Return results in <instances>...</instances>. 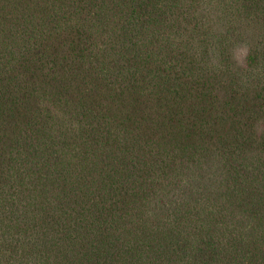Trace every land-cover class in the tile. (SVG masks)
<instances>
[{
    "label": "trees",
    "instance_id": "1",
    "mask_svg": "<svg viewBox=\"0 0 264 264\" xmlns=\"http://www.w3.org/2000/svg\"><path fill=\"white\" fill-rule=\"evenodd\" d=\"M0 264H264V0H0Z\"/></svg>",
    "mask_w": 264,
    "mask_h": 264
}]
</instances>
